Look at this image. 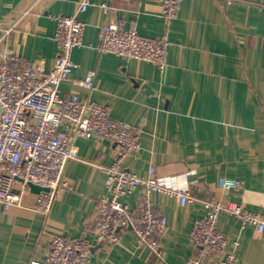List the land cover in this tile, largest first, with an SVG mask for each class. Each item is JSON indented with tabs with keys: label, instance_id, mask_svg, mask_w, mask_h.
<instances>
[{
	"label": "crops",
	"instance_id": "1",
	"mask_svg": "<svg viewBox=\"0 0 264 264\" xmlns=\"http://www.w3.org/2000/svg\"><path fill=\"white\" fill-rule=\"evenodd\" d=\"M81 1L0 0V65L19 55L49 70L60 52L56 18L76 16L86 24L72 54L71 79L61 89L89 96L138 131L141 150L122 159L125 169L189 191L186 205L168 194L152 196L155 210L167 217L158 236L165 263L189 264L200 250L190 235L206 202L238 203L264 218V0H183L169 19L157 0H89L86 12L79 10ZM108 24L167 37L165 67L98 51ZM89 72L91 92L79 85ZM76 145L78 157L65 169L74 189L61 191L48 214L36 210L33 192L23 208L0 203V264L41 261L58 233L88 242L90 264H157L132 230L121 231L116 244L98 242V210L110 196L103 167L113 165L120 146L96 135L80 136ZM224 177L242 185L223 189ZM142 192L134 189L123 199L130 210L140 206ZM218 228L228 237L227 250L239 240L236 264H264V233L242 228L228 211L220 214Z\"/></svg>",
	"mask_w": 264,
	"mask_h": 264
},
{
	"label": "built area",
	"instance_id": "2",
	"mask_svg": "<svg viewBox=\"0 0 264 264\" xmlns=\"http://www.w3.org/2000/svg\"><path fill=\"white\" fill-rule=\"evenodd\" d=\"M169 19L177 15L183 0H157ZM232 1V0H216ZM82 0L80 12L89 8ZM106 13L111 9L101 4ZM54 40L60 52L51 69L36 68L32 61L11 55L0 65V203L5 209L23 208L24 197L31 192L30 184L44 189L37 195L36 210L48 214L58 194L74 187L65 177L69 162L78 157L76 139L96 135L120 146L117 159L103 167L108 176L110 196L103 199L96 219V238L102 245L119 242L120 232L132 230L139 244L166 264L158 236L167 227V217L155 210L152 196L168 194L181 205L192 201L185 187L173 188L162 179H144L125 169L121 161L141 150L140 135L131 125L111 116L108 107L79 93L64 94L62 83L71 79L74 69L72 54L83 43L86 24L76 16L56 18ZM2 23L0 22V28ZM2 37H0V44ZM169 47L167 37H149L117 24H108L101 32L97 46L102 53L152 63L163 69ZM79 85L88 92L94 90V73L89 72ZM151 167V174L155 173ZM236 179L221 178L223 189L238 188ZM141 188L142 202L130 210L123 199L134 189ZM206 214L194 222L190 239L200 249L189 264H236L239 240L227 250L228 237L219 230L220 214L231 212L241 227L252 225L264 233V218L244 210L241 204L205 203ZM92 246L84 240L69 239L65 234L53 235L45 257L32 264H90Z\"/></svg>",
	"mask_w": 264,
	"mask_h": 264
},
{
	"label": "water",
	"instance_id": "3",
	"mask_svg": "<svg viewBox=\"0 0 264 264\" xmlns=\"http://www.w3.org/2000/svg\"><path fill=\"white\" fill-rule=\"evenodd\" d=\"M30 186H31V192H33L35 194L40 193L42 190H48V189H44V188L37 186V185H34V184H30Z\"/></svg>",
	"mask_w": 264,
	"mask_h": 264
}]
</instances>
